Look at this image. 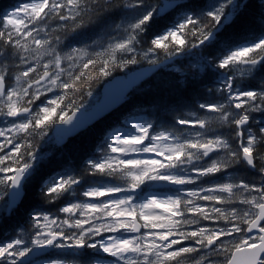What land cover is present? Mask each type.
<instances>
[{"label":"snow or ice","instance_id":"obj_1","mask_svg":"<svg viewBox=\"0 0 264 264\" xmlns=\"http://www.w3.org/2000/svg\"><path fill=\"white\" fill-rule=\"evenodd\" d=\"M246 6L25 0L0 11L9 218L50 159L44 148L127 103L134 67L185 56L192 76L213 77L192 81L190 110L169 124L137 106L97 132L79 165L45 175L40 203L0 239V264H264V13L259 31H226Z\"/></svg>","mask_w":264,"mask_h":264},{"label":"trees","instance_id":"obj_2","mask_svg":"<svg viewBox=\"0 0 264 264\" xmlns=\"http://www.w3.org/2000/svg\"><path fill=\"white\" fill-rule=\"evenodd\" d=\"M240 1L241 3L243 2V4L246 3L247 6L239 10V15L235 17V23L227 28L226 31H240L243 28H252L259 31L261 23L260 17L261 14L264 13V0ZM22 2H25V0H1L0 11H9L17 3ZM205 2L206 0H190V3L194 5H203ZM174 15V12L165 15L158 22V26L163 27ZM160 59H164L163 55H161ZM191 62L193 61L190 58L179 56L169 66L160 68L153 76L145 80L142 85L138 86L131 93L127 103L96 123L92 129L70 138L67 143L62 146L55 145L51 150L49 148L50 151L44 148L45 152H50V159L46 157L45 163L42 165V172L26 186V195L19 209L14 212L10 218L6 216L2 217L0 221V239L7 233H10L17 223L25 224V209L40 203L38 197L40 180L45 175L52 172L58 164L69 162L79 165L81 160L84 159L91 150L92 142L97 132L106 124L112 122L117 117L121 116V114L127 113L129 110H137V106H142L145 108L146 112L153 113L152 116L147 117L149 119H153L158 114L162 124H169L171 122L174 110L189 111V98L193 95L192 81L197 79H213V77L207 76L206 73H200L199 77L192 76L189 70V64ZM208 86H211V84ZM61 157H63V159H61ZM62 204L63 202H60L59 205L53 206L51 210L55 211L56 207L62 206Z\"/></svg>","mask_w":264,"mask_h":264},{"label":"water","instance_id":"obj_3","mask_svg":"<svg viewBox=\"0 0 264 264\" xmlns=\"http://www.w3.org/2000/svg\"><path fill=\"white\" fill-rule=\"evenodd\" d=\"M161 65V64H160ZM159 65V66H160ZM159 66H157V67H151V66H149V65H146V66H144V67H142V68H139V69H137V70H134V71H140V72H138V73H136L135 75H136V77H137V79H139V81L136 83V84H138L139 82H141L143 79H145L147 76H149L150 74H152L154 71H156L158 68H159ZM135 86V85H134ZM133 86V87H134ZM132 87V88H133ZM132 88H130L129 90H128V93H129V91L132 89ZM102 92H103V89H102Z\"/></svg>","mask_w":264,"mask_h":264},{"label":"rangeland","instance_id":"obj_4","mask_svg":"<svg viewBox=\"0 0 264 264\" xmlns=\"http://www.w3.org/2000/svg\"><path fill=\"white\" fill-rule=\"evenodd\" d=\"M11 11V10H10Z\"/></svg>","mask_w":264,"mask_h":264}]
</instances>
